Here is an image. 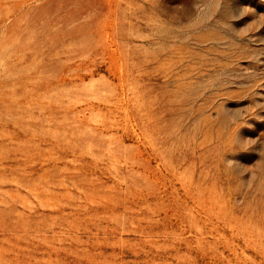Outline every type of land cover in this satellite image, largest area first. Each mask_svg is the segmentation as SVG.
<instances>
[{"label": "rangeland", "instance_id": "1", "mask_svg": "<svg viewBox=\"0 0 264 264\" xmlns=\"http://www.w3.org/2000/svg\"><path fill=\"white\" fill-rule=\"evenodd\" d=\"M0 264H264V0H0Z\"/></svg>", "mask_w": 264, "mask_h": 264}]
</instances>
